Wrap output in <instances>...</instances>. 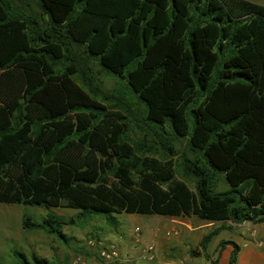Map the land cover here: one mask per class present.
Instances as JSON below:
<instances>
[{
  "label": "trees",
  "instance_id": "1",
  "mask_svg": "<svg viewBox=\"0 0 264 264\" xmlns=\"http://www.w3.org/2000/svg\"><path fill=\"white\" fill-rule=\"evenodd\" d=\"M0 203L264 222V4L0 0ZM72 221L21 224L67 239Z\"/></svg>",
  "mask_w": 264,
  "mask_h": 264
},
{
  "label": "rangeland",
  "instance_id": "2",
  "mask_svg": "<svg viewBox=\"0 0 264 264\" xmlns=\"http://www.w3.org/2000/svg\"><path fill=\"white\" fill-rule=\"evenodd\" d=\"M256 3L264 4V0H253ZM95 75L102 82V87L114 94L119 92V81L116 77L106 73L99 72L94 67ZM119 88V89H118ZM131 101V98H130ZM133 123L131 134L142 137L140 130ZM186 139L183 138L175 143L179 151L187 149ZM179 175V174H178ZM228 181L223 173L218 175L216 190H223L228 187ZM47 212L57 213L65 218H73L70 224L62 226L61 230L67 239L57 234L45 233L42 230H26L22 227L21 220L23 214H29L35 220H41ZM79 210L71 209L66 206L45 207V206H27L23 204L0 203V263L18 264V260L13 254L14 250L25 253L30 256L36 253L39 256L47 258L51 264H74L77 256L90 263V257L96 259V249L91 247L89 240L91 238L103 240L104 242H115L120 250V259L124 264H164L160 259L148 261L143 258V248L148 243L155 245L153 236L155 231L160 228L158 225L160 216L154 214H135L116 212L93 214H78ZM111 216V217H109ZM113 218V220H110ZM136 228L139 231H136ZM167 229H163L165 232ZM241 230L224 229L218 235L211 238L208 245L210 254L214 251L215 244L222 239L243 242L248 234H240ZM255 233L254 238H264L261 229H252ZM248 233V232H247ZM196 234L189 237L188 243L191 247L195 246ZM167 254V252H164ZM177 262V261H176ZM121 263V262H120ZM206 259L203 256L193 259V263L186 264H204Z\"/></svg>",
  "mask_w": 264,
  "mask_h": 264
},
{
  "label": "crops",
  "instance_id": "3",
  "mask_svg": "<svg viewBox=\"0 0 264 264\" xmlns=\"http://www.w3.org/2000/svg\"><path fill=\"white\" fill-rule=\"evenodd\" d=\"M160 217L161 219L158 221L160 228L155 231L152 239L155 243L154 250L152 253H148L145 252L143 248V251L148 255L144 253L141 255L148 261L154 262L156 259H160L164 262V264H186L189 262L193 263V259L203 256L206 259V263L204 264H212V260H215L216 264H228V259L231 256L233 250V246L229 242H232L239 246L235 264H264V238L253 239L252 237L255 236V233L251 232L252 229L254 231L255 229H261L264 233V222L251 223L244 221L241 223H231L228 221V225L218 228L221 226L220 222L213 223L211 221L200 220L199 218L192 216L178 218L173 216ZM163 229L167 230L163 232ZM214 229H219L216 235H218L219 232L224 229L238 231L241 230L240 234L248 235L247 239H244L243 242L232 241L229 239L219 240L215 244L212 254L208 252L210 239L206 248V252L210 254V257H207L203 250L199 247V241L205 234H207L209 231H213ZM194 234L197 236L196 242L195 246L191 247V245L188 243V240L189 237H192ZM225 240H228L229 242L225 243L221 248L220 243L221 241ZM191 249H195L198 252L191 253ZM165 251L167 254L164 253ZM120 262V264H124L121 259ZM88 264L99 263L93 259V257H90V263L88 262Z\"/></svg>",
  "mask_w": 264,
  "mask_h": 264
},
{
  "label": "built area",
  "instance_id": "4",
  "mask_svg": "<svg viewBox=\"0 0 264 264\" xmlns=\"http://www.w3.org/2000/svg\"><path fill=\"white\" fill-rule=\"evenodd\" d=\"M138 231V228H136ZM91 247L96 249V259L99 264H112L120 262V250L115 242H103L102 240H98L91 238L89 240ZM154 250L153 243H148L144 246V251L148 253H152ZM74 264H88V262L83 259L81 256H77L74 261Z\"/></svg>",
  "mask_w": 264,
  "mask_h": 264
}]
</instances>
